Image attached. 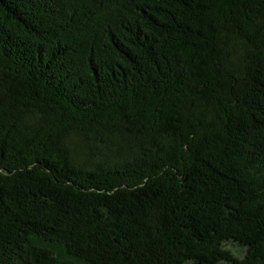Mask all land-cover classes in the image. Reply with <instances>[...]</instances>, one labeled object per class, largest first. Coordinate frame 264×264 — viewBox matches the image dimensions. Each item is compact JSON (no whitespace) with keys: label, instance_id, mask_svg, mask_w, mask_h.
<instances>
[{"label":"trees","instance_id":"obj_1","mask_svg":"<svg viewBox=\"0 0 264 264\" xmlns=\"http://www.w3.org/2000/svg\"><path fill=\"white\" fill-rule=\"evenodd\" d=\"M0 264H264V0H0Z\"/></svg>","mask_w":264,"mask_h":264},{"label":"rangeland","instance_id":"obj_2","mask_svg":"<svg viewBox=\"0 0 264 264\" xmlns=\"http://www.w3.org/2000/svg\"><path fill=\"white\" fill-rule=\"evenodd\" d=\"M234 252H235L238 256L241 255V254H243L242 251H237V250H235Z\"/></svg>","mask_w":264,"mask_h":264}]
</instances>
